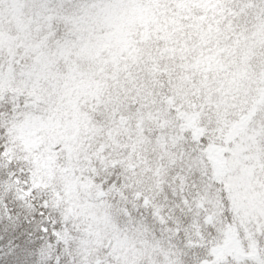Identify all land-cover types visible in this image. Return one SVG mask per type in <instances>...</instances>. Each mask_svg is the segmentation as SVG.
I'll return each mask as SVG.
<instances>
[{
    "label": "snow or ice",
    "instance_id": "snow-or-ice-1",
    "mask_svg": "<svg viewBox=\"0 0 264 264\" xmlns=\"http://www.w3.org/2000/svg\"><path fill=\"white\" fill-rule=\"evenodd\" d=\"M0 264H264V0H0Z\"/></svg>",
    "mask_w": 264,
    "mask_h": 264
}]
</instances>
